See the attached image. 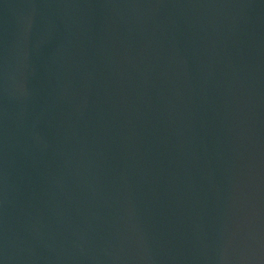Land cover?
<instances>
[{
    "label": "water",
    "instance_id": "water-1",
    "mask_svg": "<svg viewBox=\"0 0 264 264\" xmlns=\"http://www.w3.org/2000/svg\"><path fill=\"white\" fill-rule=\"evenodd\" d=\"M0 264H264V0H0Z\"/></svg>",
    "mask_w": 264,
    "mask_h": 264
}]
</instances>
